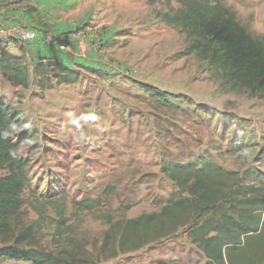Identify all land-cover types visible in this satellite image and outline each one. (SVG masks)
<instances>
[{
  "label": "rangeland",
  "instance_id": "374dc122",
  "mask_svg": "<svg viewBox=\"0 0 264 264\" xmlns=\"http://www.w3.org/2000/svg\"><path fill=\"white\" fill-rule=\"evenodd\" d=\"M83 1L88 0L66 4L72 5L73 23L79 24L52 30L42 23L44 16L34 18L32 0H0V51L22 55L30 71L27 88L0 76V98L26 120L12 135L29 165L24 209L33 221L32 204L60 197L69 225L62 236L54 232L56 215L47 208L43 246L61 247L71 234L74 242L92 250L108 227V214L133 218L158 210L175 189L160 171L164 158L185 162L209 156L228 170L264 174V101L246 89L229 91L206 60L184 54L186 34L165 17L181 8L175 0H96L94 10ZM218 1L264 42V0ZM21 29L36 39L21 38ZM80 31L87 35L84 42L73 39ZM43 38L65 48L52 50ZM39 60L51 61L50 89L38 86L34 64ZM59 67L77 72V82L56 85ZM137 82L178 96L176 102L199 116L193 121L160 112ZM88 113L97 119L88 139L77 142L71 118ZM169 124L174 126L168 133L157 132ZM80 201L93 204L92 209L78 205ZM97 264L212 263L181 229Z\"/></svg>",
  "mask_w": 264,
  "mask_h": 264
},
{
  "label": "trees",
  "instance_id": "16d2710c",
  "mask_svg": "<svg viewBox=\"0 0 264 264\" xmlns=\"http://www.w3.org/2000/svg\"><path fill=\"white\" fill-rule=\"evenodd\" d=\"M175 1L181 8L165 17L186 34L184 54L206 60L229 91L246 89L264 101V42L253 38L218 0ZM51 65L50 60L34 64L42 90L52 87ZM0 76L13 86L27 88L30 71L22 55L2 49ZM78 78L77 72L63 67L54 76L56 85L75 83ZM137 84L160 112L193 121L199 116L195 109L176 102L178 96ZM25 124L15 107L0 98V264H97L173 237L181 229L212 264H264V174L255 169L228 170L209 156L185 162L164 158L160 171L175 186L165 202L158 210L133 218L108 214V227L92 250L88 244L74 242L71 234L61 247L46 248L41 243L48 220L45 210L51 208L56 215L54 232L62 236L69 225L64 200L55 196L32 204L37 217L28 219L22 192L29 184V165L12 138ZM173 126L157 132L164 135Z\"/></svg>",
  "mask_w": 264,
  "mask_h": 264
},
{
  "label": "crops",
  "instance_id": "0c3cea01",
  "mask_svg": "<svg viewBox=\"0 0 264 264\" xmlns=\"http://www.w3.org/2000/svg\"><path fill=\"white\" fill-rule=\"evenodd\" d=\"M72 1H74V0H63V1H61V0H45V1H43V0H32V3H30L29 5H31V7H34L37 9L33 13L34 18L36 17V14H38L39 16H44L45 19L42 20V23L45 24L46 26H48L47 27L48 29L55 30L56 28H60L62 26L67 27L70 25L72 27V24H76V23L79 24V22L73 23V18H72L73 14L70 17L71 12L73 13V9H71L72 5L68 4V7L66 6L67 3H70V2L72 3ZM83 2H84L85 7H88V8L92 7L91 9H93V10L96 8V0H88V1H83ZM49 13H51L52 16H50ZM54 16H55V18H54ZM85 29H87L86 32L89 31V34L92 33L90 31V29H88L87 27ZM82 33L83 32L80 31L78 34H76V36H74L73 39H81L82 42H84L86 40L85 38L87 37V35L82 34ZM78 37H81V38H78ZM90 37H91V35H90ZM43 41L45 42L44 38H43ZM79 43L82 44L81 42H79ZM46 45L47 46L50 45L51 46L50 48L52 50L53 49L57 50L55 44L51 45V44L46 43ZM44 51H49V50H48V48H45Z\"/></svg>",
  "mask_w": 264,
  "mask_h": 264
},
{
  "label": "clouds",
  "instance_id": "9594fccd",
  "mask_svg": "<svg viewBox=\"0 0 264 264\" xmlns=\"http://www.w3.org/2000/svg\"><path fill=\"white\" fill-rule=\"evenodd\" d=\"M96 119L97 117L92 113L81 114L78 117L71 118V124L74 126L72 135L76 138L77 142H83L88 139L92 122Z\"/></svg>",
  "mask_w": 264,
  "mask_h": 264
},
{
  "label": "built area",
  "instance_id": "2783aa9c",
  "mask_svg": "<svg viewBox=\"0 0 264 264\" xmlns=\"http://www.w3.org/2000/svg\"><path fill=\"white\" fill-rule=\"evenodd\" d=\"M20 36H21V38H23L25 40H28V41H32L33 39H36V36H35L34 33L30 32L28 30H25V29H21ZM48 39L50 40L51 38H48ZM46 41H48V40H46ZM55 46H56V48L58 50H61V49H64L65 48L64 45L59 44V43H55Z\"/></svg>",
  "mask_w": 264,
  "mask_h": 264
}]
</instances>
